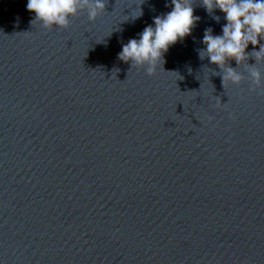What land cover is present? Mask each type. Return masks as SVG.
Instances as JSON below:
<instances>
[{"label": "water", "instance_id": "water-1", "mask_svg": "<svg viewBox=\"0 0 264 264\" xmlns=\"http://www.w3.org/2000/svg\"><path fill=\"white\" fill-rule=\"evenodd\" d=\"M26 3L0 0V264H264L259 45L222 84L198 51L223 14L189 0L199 21L149 76L118 53L171 0L51 29Z\"/></svg>", "mask_w": 264, "mask_h": 264}, {"label": "clouds", "instance_id": "clouds-1", "mask_svg": "<svg viewBox=\"0 0 264 264\" xmlns=\"http://www.w3.org/2000/svg\"><path fill=\"white\" fill-rule=\"evenodd\" d=\"M201 5L209 14L214 10L222 13L224 24L219 35H213L210 28L205 30L201 41L204 47L198 51L199 58H207L209 64L223 69L222 84L239 85L243 76L228 66L229 61L234 60L238 66L243 63L248 59L246 49L251 44L253 49L259 45V50L253 51L255 61L264 62V0H201ZM104 9L105 0H27L26 3V11L34 14L33 22L45 29L67 28L70 18L81 11H86L88 21L93 22ZM193 11L189 0H171V11L154 17L152 24L138 34V39H129L122 45L118 59L146 66L147 75L151 76L169 47L191 34L200 19L193 15ZM214 19L219 22L221 17L215 16ZM246 67L250 81L258 86L261 72L254 66Z\"/></svg>", "mask_w": 264, "mask_h": 264}]
</instances>
